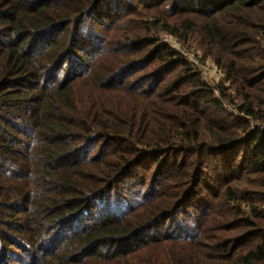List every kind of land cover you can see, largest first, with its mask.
I'll use <instances>...</instances> for the list:
<instances>
[{
	"label": "trees",
	"instance_id": "16d2710c",
	"mask_svg": "<svg viewBox=\"0 0 264 264\" xmlns=\"http://www.w3.org/2000/svg\"><path fill=\"white\" fill-rule=\"evenodd\" d=\"M0 264H264V0H0Z\"/></svg>",
	"mask_w": 264,
	"mask_h": 264
},
{
	"label": "rangeland",
	"instance_id": "374dc122",
	"mask_svg": "<svg viewBox=\"0 0 264 264\" xmlns=\"http://www.w3.org/2000/svg\"><path fill=\"white\" fill-rule=\"evenodd\" d=\"M162 39H163V41L169 43L173 48H175L176 50L181 52V54H183V56L186 58L187 62L190 65L192 64L190 61L191 59H194L192 57L194 54H192V53H195V52L198 53V51H195L192 48H185L180 43H178L176 41V39H174L173 37L165 36ZM197 58H198V62L200 64H204V68H201L200 70L198 68H194V69L197 70L199 73L200 72L206 73L209 76V78H211V80L205 81V82H207L211 86L216 85L217 82L213 79V78L216 79V74H215V70H214V64L212 63V61L209 59L207 60V59L202 58L200 52H199V56Z\"/></svg>",
	"mask_w": 264,
	"mask_h": 264
},
{
	"label": "built area",
	"instance_id": "2783aa9c",
	"mask_svg": "<svg viewBox=\"0 0 264 264\" xmlns=\"http://www.w3.org/2000/svg\"><path fill=\"white\" fill-rule=\"evenodd\" d=\"M192 54H194L192 57L194 58V59H191L190 61H191V68L193 69V70H195L194 68H198L199 70L201 69V68H204V64H200L199 62H198V56H199V52L197 53V52H195V53H192ZM196 59V60H195ZM206 64V63H205ZM214 70H215V74H216V79L215 78H213L215 81H217L220 77H221V74L218 72V70L214 67ZM195 71H197V70H195ZM200 75H201V78H202V80H204V81H209V80H211V78H209V76L206 74V73H203V72H200Z\"/></svg>",
	"mask_w": 264,
	"mask_h": 264
}]
</instances>
